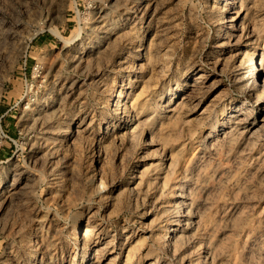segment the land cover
<instances>
[{
	"label": "rangeland",
	"instance_id": "374dc122",
	"mask_svg": "<svg viewBox=\"0 0 264 264\" xmlns=\"http://www.w3.org/2000/svg\"><path fill=\"white\" fill-rule=\"evenodd\" d=\"M263 78L264 0H0V264H264Z\"/></svg>",
	"mask_w": 264,
	"mask_h": 264
},
{
	"label": "bare ground",
	"instance_id": "6f19581e",
	"mask_svg": "<svg viewBox=\"0 0 264 264\" xmlns=\"http://www.w3.org/2000/svg\"><path fill=\"white\" fill-rule=\"evenodd\" d=\"M56 34L59 37L61 36L57 32H56ZM149 55H150V52L148 50L145 54V58H148ZM261 61H262L261 54L258 53L257 51H255L251 57L250 65L246 69L247 73H246V75L245 74L243 75V78L249 80L251 78L258 77V75L260 74ZM260 86L262 88L264 87V78H263V82L260 84ZM250 116H251L250 115V109L244 108V107H237L235 110L233 109V112L229 117V121H230V123H233V125H237V124L241 125L246 130L250 129L257 122L264 123V116H259L256 119H252ZM256 128H257V126H256ZM94 219H95V214L91 213L89 215L88 221H86L85 223L81 222V224H85V227L82 229L80 234H77V239L84 241L85 246H87L86 250L91 249L93 254L95 256H97V258L95 259V261L92 264H103L104 257L106 256V251L104 249V246H102L99 241L91 242L89 240V238L95 232V229L93 228V226L90 225ZM170 230L173 231V229H170Z\"/></svg>",
	"mask_w": 264,
	"mask_h": 264
},
{
	"label": "built area",
	"instance_id": "2783aa9c",
	"mask_svg": "<svg viewBox=\"0 0 264 264\" xmlns=\"http://www.w3.org/2000/svg\"><path fill=\"white\" fill-rule=\"evenodd\" d=\"M1 130V136L4 135L5 137H8L11 141H14L13 138L9 137L7 134H5L2 130V128L0 127Z\"/></svg>",
	"mask_w": 264,
	"mask_h": 264
}]
</instances>
